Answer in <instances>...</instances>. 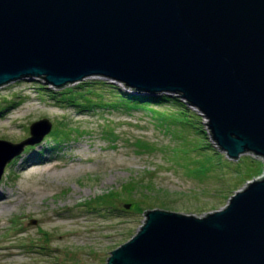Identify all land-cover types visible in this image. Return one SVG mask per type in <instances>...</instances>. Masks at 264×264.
I'll return each instance as SVG.
<instances>
[{
  "label": "water",
  "instance_id": "95a60500",
  "mask_svg": "<svg viewBox=\"0 0 264 264\" xmlns=\"http://www.w3.org/2000/svg\"><path fill=\"white\" fill-rule=\"evenodd\" d=\"M92 76L181 94L230 158L264 157V0H0V86ZM52 129L43 118L20 143L0 139V184ZM146 213L106 264H264V177L204 217Z\"/></svg>",
  "mask_w": 264,
  "mask_h": 264
},
{
  "label": "rangeland",
  "instance_id": "374dc122",
  "mask_svg": "<svg viewBox=\"0 0 264 264\" xmlns=\"http://www.w3.org/2000/svg\"><path fill=\"white\" fill-rule=\"evenodd\" d=\"M97 80L132 90L102 76L65 89L38 77L0 86V107L5 106L0 139L20 143L33 122H53L42 142L6 166L0 184V264H106L141 230L146 211L204 217L264 176V157L245 152L230 158L197 107L190 106L203 116L204 139L224 155L222 165L219 155L194 151L192 135L179 137L174 132L180 126L172 123L170 131L150 110L98 108L89 101L72 105L62 98L61 92H82L83 82Z\"/></svg>",
  "mask_w": 264,
  "mask_h": 264
},
{
  "label": "trees",
  "instance_id": "16d2710c",
  "mask_svg": "<svg viewBox=\"0 0 264 264\" xmlns=\"http://www.w3.org/2000/svg\"><path fill=\"white\" fill-rule=\"evenodd\" d=\"M82 84H85L84 86H80L83 90L82 92L79 91L77 93H69V92H61L62 98L71 103L72 105H77L78 103L88 102V104L94 105V107H106L110 106L116 109H146L150 110L155 114V117L161 119L164 124L170 125L169 130L171 129V124H175L176 126H180L179 130H175L174 133H180L179 137L188 138V136L192 135L190 142H192L193 150H198L199 154L203 153V155H207L209 158L210 156H216L219 155L217 159H220L217 164H223L224 155L221 152H218L216 148H214L211 144L208 143V140L205 141L204 138H208L205 134L207 131H205L200 124V117L202 118V115H198L194 110H192L189 106V102H185L181 98V94L177 95H171L168 93H157V94H144L140 93L134 89L130 91H126L122 89L119 85L108 82V80H97L92 83H86L83 82ZM68 85L60 88L65 89ZM50 91V90H49ZM69 91V90H67ZM108 92H110V99H107ZM107 93V94H105ZM96 99V100H95ZM79 101V102H78ZM155 106H161L166 108L167 110L159 111ZM5 106L0 107V112L4 110ZM174 108V112L169 111V108ZM170 119V120H168ZM198 121H197V120ZM175 121V122H172ZM182 134H185L182 136ZM57 133H53V136H56ZM64 137V136H63ZM58 138V137H55ZM61 139V137H59ZM187 144V143H186ZM206 150H211V154L206 152ZM41 152H44L41 151ZM42 154H38L36 158L41 160ZM227 160V159H226ZM230 161V160H228ZM231 163H239V162H233ZM230 163V164H231ZM262 171V168H259V171ZM258 171V172H259ZM254 176L253 174H249L248 177ZM247 177V176H246Z\"/></svg>",
  "mask_w": 264,
  "mask_h": 264
},
{
  "label": "bare ground",
  "instance_id": "6f19581e",
  "mask_svg": "<svg viewBox=\"0 0 264 264\" xmlns=\"http://www.w3.org/2000/svg\"><path fill=\"white\" fill-rule=\"evenodd\" d=\"M254 154H255V153H254ZM242 155H243V154H241L240 156H242ZM255 155H257V154H255ZM263 177H264V176H263ZM249 183H250V182H249ZM249 183H248V184H249ZM248 184H247V186H248ZM247 186H246V187H247ZM246 187H245V188H246ZM3 197H4V196H3Z\"/></svg>",
  "mask_w": 264,
  "mask_h": 264
}]
</instances>
